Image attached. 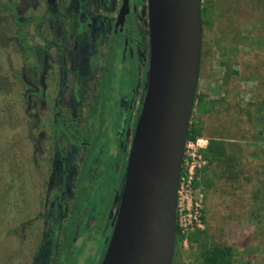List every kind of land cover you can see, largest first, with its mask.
Returning a JSON list of instances; mask_svg holds the SVG:
<instances>
[{
    "label": "rangeland",
    "instance_id": "obj_1",
    "mask_svg": "<svg viewBox=\"0 0 264 264\" xmlns=\"http://www.w3.org/2000/svg\"><path fill=\"white\" fill-rule=\"evenodd\" d=\"M6 1L0 0V4L3 6ZM42 1L29 0L32 4L28 6L24 0L21 17L29 19V24L23 26L22 32L20 16L14 18L18 32H13L16 27L12 11L4 7L0 10V264H34L36 258L38 264H42L38 247L47 226L40 211L46 212L43 208L48 173L46 151L52 150L48 136L55 119L50 111L58 90V86L54 87L58 72H50L59 64L57 49L53 44L42 49L44 41L37 37L39 31L30 24L34 17L42 15L37 4ZM8 3L11 0L6 7L11 5ZM133 5L142 7L141 0H134ZM201 6L205 9L202 17L207 22L203 24L198 95L204 96L206 102L203 105L195 100L190 123H202L203 135L209 138L218 127L217 119L224 120L227 116L225 126L232 125L236 119L232 133L238 140L234 142L244 149V173L238 181L221 180L216 186L206 188L203 180L200 182L204 193V229L216 242L234 247L235 264H264V124L253 127L245 111L247 107L264 103V0H201ZM45 26L44 23L40 28L45 29ZM7 30H11L8 35L3 33ZM27 33L28 36L23 37ZM100 38L96 37L98 42ZM111 51L113 61H117L120 54L114 47ZM109 62L112 63L110 59ZM99 63L97 60V65ZM112 66L114 69L109 71L112 75L106 78L97 105L99 113L106 117L117 116L119 96L126 88L128 76L122 74L116 64ZM47 71L51 81L46 87ZM77 86L70 89L75 92ZM43 90L48 93L44 95ZM69 98L67 90L60 104L68 105ZM223 99H227L228 104H224ZM212 101L215 108H209L208 103ZM47 108L49 114L45 112ZM35 114L38 120L34 119ZM112 116L107 123L111 131L115 129L113 123L114 126L118 123ZM258 118L264 119V109L259 110ZM59 123L66 132L63 122ZM117 134L114 132L115 136ZM107 140L117 152L124 143L121 138L119 143L117 139ZM35 147L39 157L37 164ZM115 157L122 165V152ZM95 230L97 234L90 233L89 239L102 240L108 231L107 223L103 221ZM179 241L173 264H200L199 250L191 249L189 243L185 246L180 237ZM100 246L96 244L95 248ZM74 248L68 253L72 260L64 259V250L59 263L99 264L102 252L99 248L84 259L80 257V262L77 258L81 249L78 245Z\"/></svg>",
    "mask_w": 264,
    "mask_h": 264
},
{
    "label": "flooded vegetation",
    "instance_id": "obj_2",
    "mask_svg": "<svg viewBox=\"0 0 264 264\" xmlns=\"http://www.w3.org/2000/svg\"><path fill=\"white\" fill-rule=\"evenodd\" d=\"M123 3L124 0H43L37 3L42 15L30 21L39 31L37 37L44 41L41 48L46 50L53 44L59 59V64H54L56 66L50 72H58L55 74L58 81L54 84L58 90L50 111L55 119L48 136L52 150L46 151L48 173L43 205L46 212L40 211L47 226L38 247L42 264H68L65 261L59 263L60 253L65 250L64 259L71 261L69 254L75 245L81 249L78 262L82 260L80 257L84 259L99 248L102 250L99 264H102L110 243L129 151L145 95L150 58L148 0H141L142 7L137 8L133 5L134 0H129L130 9L121 22ZM5 4H0V10L4 7L12 11V22L16 27L13 32H18L15 16H20L22 32L23 26L29 24V19L21 17L24 0H11L8 4L12 6L9 7ZM26 4L30 6L32 3L27 0ZM44 23L45 29L40 28ZM9 32L11 30L3 33L8 35ZM26 36L28 33L23 35ZM86 37L90 40L87 41ZM96 37H101L100 42ZM113 47L120 54L117 61H113ZM109 59L121 68L122 74L129 76L125 81L126 88L119 96L117 119L112 114L108 115L109 118L102 115L97 108L105 80L112 75L110 69H114ZM50 73L47 71L45 77L46 87L51 81ZM75 84L78 86L74 92L70 86ZM67 90L71 102L61 105V98ZM46 92L43 90L44 95ZM45 112L48 113L49 108ZM110 116L118 122L115 126L113 123V131L107 129ZM61 121L66 132L59 127ZM120 138L124 141L118 149L123 155L122 165L115 157L118 153L115 147L107 144V139H117L119 143ZM37 153L35 147L36 164L39 160ZM103 221L108 230L104 238L100 241L89 239L90 233L97 234L95 228H100ZM96 244L101 246L95 248ZM33 262L38 264L37 258Z\"/></svg>",
    "mask_w": 264,
    "mask_h": 264
},
{
    "label": "water",
    "instance_id": "obj_3",
    "mask_svg": "<svg viewBox=\"0 0 264 264\" xmlns=\"http://www.w3.org/2000/svg\"><path fill=\"white\" fill-rule=\"evenodd\" d=\"M124 0L119 21L129 11ZM150 58L114 230L102 264H173L185 146L203 48L200 0H148Z\"/></svg>",
    "mask_w": 264,
    "mask_h": 264
},
{
    "label": "trees",
    "instance_id": "obj_4",
    "mask_svg": "<svg viewBox=\"0 0 264 264\" xmlns=\"http://www.w3.org/2000/svg\"><path fill=\"white\" fill-rule=\"evenodd\" d=\"M204 10L205 9H202L201 6L202 15ZM202 21L203 24L207 22L203 17ZM197 99L203 105L206 102L204 96L198 95V90L195 100ZM223 100L225 102L224 104H228L227 99ZM208 105L209 108H215L214 101L209 102ZM230 106L231 104H229V107ZM260 109H264V103L258 107L252 105L245 109L249 121L254 123L253 127H256L257 125L262 126L264 124V119L258 118ZM225 117L224 120H222V117L216 120V122L218 121L217 126L220 128L217 127L215 129V134L209 136V144L204 151V156L208 160V164L201 171V180H203L205 188L216 186L221 180H226L228 183H234L238 181L244 173L242 168L244 149L239 143L234 142V140H238V138L232 133L234 132L233 126L236 124V119L232 121V125L225 126ZM229 122H231V119ZM199 136H204L202 123H190L187 140H196ZM254 157L256 156L254 155ZM119 181L121 182V179ZM203 219L206 224L205 216ZM189 245L191 249L194 250L196 248L199 250L197 259L200 261V264H235L234 247L229 244L216 242L211 238L207 229L197 230L190 234ZM179 246V228H177L175 255L178 254Z\"/></svg>",
    "mask_w": 264,
    "mask_h": 264
},
{
    "label": "built area",
    "instance_id": "obj_5",
    "mask_svg": "<svg viewBox=\"0 0 264 264\" xmlns=\"http://www.w3.org/2000/svg\"><path fill=\"white\" fill-rule=\"evenodd\" d=\"M209 144L207 136L186 142L178 192L177 228L185 246L190 234L205 227L204 193L200 186L201 171L208 164L204 151Z\"/></svg>",
    "mask_w": 264,
    "mask_h": 264
}]
</instances>
